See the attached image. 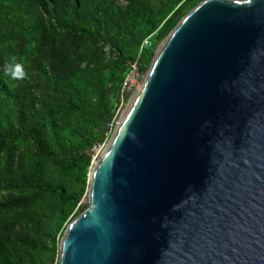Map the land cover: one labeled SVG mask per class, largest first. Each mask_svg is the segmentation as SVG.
Returning <instances> with one entry per match:
<instances>
[{"label":"water","instance_id":"1","mask_svg":"<svg viewBox=\"0 0 264 264\" xmlns=\"http://www.w3.org/2000/svg\"><path fill=\"white\" fill-rule=\"evenodd\" d=\"M58 264H264V0H202L155 50Z\"/></svg>","mask_w":264,"mask_h":264},{"label":"trees","instance_id":"2","mask_svg":"<svg viewBox=\"0 0 264 264\" xmlns=\"http://www.w3.org/2000/svg\"><path fill=\"white\" fill-rule=\"evenodd\" d=\"M200 1L0 0V264H58L129 64L146 73Z\"/></svg>","mask_w":264,"mask_h":264},{"label":"built area","instance_id":"3","mask_svg":"<svg viewBox=\"0 0 264 264\" xmlns=\"http://www.w3.org/2000/svg\"><path fill=\"white\" fill-rule=\"evenodd\" d=\"M150 46H151V40H150V36H148L142 40L141 45H140V51L144 50V49H148ZM141 75L142 74L138 71L136 62L130 63L128 71L125 74V77H124L123 82H122V94H121L120 107L123 104V102L125 101L127 93H129L130 90H132L133 88H135V87L137 88L139 86L141 80L144 77V76H142V78L140 80ZM120 107H119V109H120Z\"/></svg>","mask_w":264,"mask_h":264},{"label":"rangeland","instance_id":"4","mask_svg":"<svg viewBox=\"0 0 264 264\" xmlns=\"http://www.w3.org/2000/svg\"><path fill=\"white\" fill-rule=\"evenodd\" d=\"M161 42H162V41H161ZM161 42L156 46L155 50L158 48V46L161 44ZM141 74H142V73H141ZM144 75H145V73L141 75L140 80H141L142 76H144ZM135 88H136V87H135ZM135 88H133L132 90H130L129 93H127V95H126V99H125V101L123 102V104L121 105V107H120V109H119V111H118V117H117V119H116V123L119 121L120 117L123 115V113L125 112L126 108L128 107L129 102H130L132 96H133L134 93H135V90H136ZM110 136H111V135H110ZM110 136H109V138H110ZM109 138H108V139H109ZM108 139L106 140L105 143H103V144H101V145L96 146V147L93 148V155H92L93 159H92V162H91L90 170L92 169V167H93L94 162L96 161V159L99 157V155H100V154L103 152V150L105 149ZM88 177H89V173H88ZM83 201H84V202L87 201V197H85V198L83 199Z\"/></svg>","mask_w":264,"mask_h":264},{"label":"clouds","instance_id":"5","mask_svg":"<svg viewBox=\"0 0 264 264\" xmlns=\"http://www.w3.org/2000/svg\"><path fill=\"white\" fill-rule=\"evenodd\" d=\"M15 67H16V69H19L20 68V65H15ZM11 75L13 77H16V76L20 75V73L18 71H12L11 72Z\"/></svg>","mask_w":264,"mask_h":264}]
</instances>
